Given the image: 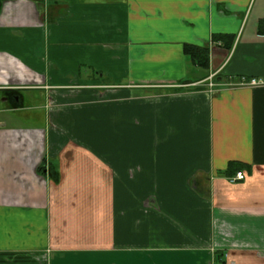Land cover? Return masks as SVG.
I'll use <instances>...</instances> for the list:
<instances>
[{"label": "crops", "instance_id": "1", "mask_svg": "<svg viewBox=\"0 0 264 264\" xmlns=\"http://www.w3.org/2000/svg\"><path fill=\"white\" fill-rule=\"evenodd\" d=\"M252 79L264 0H0V264H264Z\"/></svg>", "mask_w": 264, "mask_h": 264}, {"label": "trees", "instance_id": "2", "mask_svg": "<svg viewBox=\"0 0 264 264\" xmlns=\"http://www.w3.org/2000/svg\"><path fill=\"white\" fill-rule=\"evenodd\" d=\"M229 37L224 35H214L212 39L214 41H223ZM183 53L188 58L190 63L198 68L207 69L209 65V52L207 47H199L190 44L183 45ZM244 168L241 163H230L228 166L227 173L229 175H234L238 170Z\"/></svg>", "mask_w": 264, "mask_h": 264}, {"label": "rangeland", "instance_id": "3", "mask_svg": "<svg viewBox=\"0 0 264 264\" xmlns=\"http://www.w3.org/2000/svg\"><path fill=\"white\" fill-rule=\"evenodd\" d=\"M35 101V100H34ZM33 102V101H32ZM34 106L33 103L30 104H25L23 107L21 106L20 110H18L17 112H12L9 109L11 108L10 105H3L2 103H0V119L3 118L4 120H10V117H18L21 121L25 122V124H28L27 119L25 118V121L23 119V117H27L26 115H28V113H31V111H29L32 107ZM28 119H30V117H27ZM30 124H32V119H30Z\"/></svg>", "mask_w": 264, "mask_h": 264}, {"label": "built area", "instance_id": "4", "mask_svg": "<svg viewBox=\"0 0 264 264\" xmlns=\"http://www.w3.org/2000/svg\"><path fill=\"white\" fill-rule=\"evenodd\" d=\"M241 84L247 85V86H260V85H263L264 83L261 81L252 79L250 81H246V82L244 81ZM211 86H214V85L210 84V87ZM242 179H243V174L242 173H236L230 180H231V182H234V181H239Z\"/></svg>", "mask_w": 264, "mask_h": 264}, {"label": "flooded vegetation", "instance_id": "5", "mask_svg": "<svg viewBox=\"0 0 264 264\" xmlns=\"http://www.w3.org/2000/svg\"><path fill=\"white\" fill-rule=\"evenodd\" d=\"M11 98H12V100H15V101H17L18 102V95L17 94H15V92H12V94H11ZM10 98V99H11ZM10 105H16V104H12V103H9Z\"/></svg>", "mask_w": 264, "mask_h": 264}]
</instances>
